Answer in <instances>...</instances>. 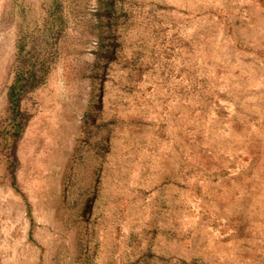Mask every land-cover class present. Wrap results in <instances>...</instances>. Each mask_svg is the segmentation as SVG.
<instances>
[{"label": "rangeland", "instance_id": "1", "mask_svg": "<svg viewBox=\"0 0 264 264\" xmlns=\"http://www.w3.org/2000/svg\"><path fill=\"white\" fill-rule=\"evenodd\" d=\"M0 264H264V0H0Z\"/></svg>", "mask_w": 264, "mask_h": 264}, {"label": "trees", "instance_id": "2", "mask_svg": "<svg viewBox=\"0 0 264 264\" xmlns=\"http://www.w3.org/2000/svg\"><path fill=\"white\" fill-rule=\"evenodd\" d=\"M26 58H22L21 60H24ZM36 77V76H35ZM34 76H28L22 75L19 73L17 75V78L15 82L13 83L10 91V97L12 99L13 105L18 106L20 102L22 101L23 97L31 90L35 89L39 82H37V79ZM18 126V125H17ZM21 128V125L19 126Z\"/></svg>", "mask_w": 264, "mask_h": 264}]
</instances>
